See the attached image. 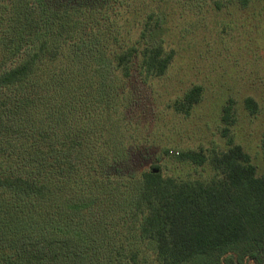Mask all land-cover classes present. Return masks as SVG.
<instances>
[{
	"label": "trees",
	"instance_id": "16d2710c",
	"mask_svg": "<svg viewBox=\"0 0 264 264\" xmlns=\"http://www.w3.org/2000/svg\"><path fill=\"white\" fill-rule=\"evenodd\" d=\"M2 2L0 264H150L138 253L118 261L137 243L163 264H264V173L231 136L226 150L166 151L208 165V178L178 180L132 162L118 81L133 66L143 81L163 76L172 53L160 43L111 52L109 41L127 32L124 22L116 30L110 0ZM109 55L116 72L106 77L100 61ZM201 94L193 86L173 109L189 115ZM132 104L122 102V114ZM246 104L256 107L250 97Z\"/></svg>",
	"mask_w": 264,
	"mask_h": 264
},
{
	"label": "rangeland",
	"instance_id": "374dc122",
	"mask_svg": "<svg viewBox=\"0 0 264 264\" xmlns=\"http://www.w3.org/2000/svg\"><path fill=\"white\" fill-rule=\"evenodd\" d=\"M110 3L112 20L120 24L116 30L124 22L127 32L121 33V41H109L111 52L120 44L142 49L160 43L164 54L172 53L163 76L143 81L133 66L131 76L118 81L121 93L115 105L120 110L127 146L133 144L135 167L144 170L159 166L164 176L178 180L208 178L212 174L208 165L182 163L166 151L226 150L231 136L250 154L258 174L264 173V0H247L245 4L241 0H137L139 6L134 0ZM132 12L136 17L128 31L126 20ZM151 15L156 16L153 33L136 43ZM115 70L110 55L100 61V71L106 77ZM193 86L201 87L200 100L189 115L178 114L173 103ZM249 97L256 103L254 109L246 104ZM122 102L133 103L123 107L129 116L122 114ZM228 105L230 116L224 121ZM129 137H135L136 143L131 144ZM132 247V252L125 249V254L118 256L120 263L138 253L144 263L163 264L154 262L151 245L137 243Z\"/></svg>",
	"mask_w": 264,
	"mask_h": 264
}]
</instances>
